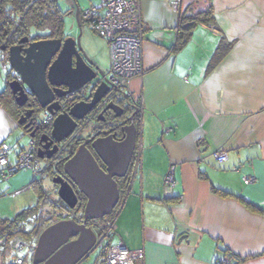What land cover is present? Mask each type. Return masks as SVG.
I'll use <instances>...</instances> for the list:
<instances>
[{"label":"crops","instance_id":"obj_1","mask_svg":"<svg viewBox=\"0 0 264 264\" xmlns=\"http://www.w3.org/2000/svg\"><path fill=\"white\" fill-rule=\"evenodd\" d=\"M73 2V11L93 5ZM140 8L134 31L143 37L145 70L129 88L130 100L143 102L142 164L121 194L117 230L130 249H144L138 264H217L225 251L236 264H264V0H182L188 18L211 10L210 21L202 15L189 30L166 0H141ZM223 42L230 48L211 66ZM18 128L29 135L0 101V153L7 145L11 161L26 148L14 149ZM217 150L225 160L215 159ZM171 166L175 187L165 185ZM249 174L257 180L247 185ZM30 179L0 184L17 190ZM98 260L99 251L79 264Z\"/></svg>","mask_w":264,"mask_h":264},{"label":"water","instance_id":"obj_2","mask_svg":"<svg viewBox=\"0 0 264 264\" xmlns=\"http://www.w3.org/2000/svg\"><path fill=\"white\" fill-rule=\"evenodd\" d=\"M79 13L80 8L76 6V18L81 27ZM29 40L24 36L10 47L2 45V49L8 50L10 68L20 76V79L9 81L8 86L18 106L28 104L31 107L28 103L31 95L41 109L55 116L51 134L41 135L38 149L39 158L51 159L60 143L82 130L78 128L79 121L96 107L104 106L97 119L100 124L107 122L105 113L110 109L117 118L124 110L113 100L108 103L103 100L109 92L111 97L118 96L117 92L112 90L107 73L92 61L88 62L90 59L82 48L80 35ZM94 79L98 83L89 100L63 106V97L80 91ZM35 113L33 108L25 110L18 123L28 128L31 121L27 123V120ZM134 115L110 129L98 128L96 124L90 136L78 139L81 143L75 150L70 147L72 155L63 166L69 180L58 174L54 175L53 182L59 185V197L70 209H76L80 202L78 192L86 197L83 220L63 218L45 227L39 235L32 264H79L94 250L97 234L88 222L110 214L120 203L122 188L117 178L127 177L137 145ZM30 136H35V131Z\"/></svg>","mask_w":264,"mask_h":264},{"label":"built area","instance_id":"obj_3","mask_svg":"<svg viewBox=\"0 0 264 264\" xmlns=\"http://www.w3.org/2000/svg\"><path fill=\"white\" fill-rule=\"evenodd\" d=\"M141 0H100L99 5H91L84 10V18L92 30L103 36L108 45L109 70L106 74L113 86V91L123 92L130 99L132 92L129 88L131 80L144 73L143 61V37L134 29L142 24ZM176 12H182V0H166ZM0 40V67L10 73V81L20 79V76L10 68L8 50L2 49ZM138 109H141L143 102L134 101ZM45 122H52L54 115L46 113ZM82 127V126H81ZM80 127V128H81ZM81 130V129H80ZM80 132V131H78ZM77 132L74 137L77 138ZM30 136V134H29ZM38 144L34 137L30 136L28 148L20 151L16 161L8 157L10 148L3 145L0 153V183L1 180H9L15 173L22 169H32L35 173L34 180L41 182L44 171L41 168L38 157ZM217 161L226 159L227 154L223 150L214 152ZM142 151L136 148L132 165L128 173V185L132 178L141 169ZM256 175L249 174L244 177L245 184L256 182ZM165 185L175 187L176 177L174 166H171L165 176ZM5 192L0 187V196ZM46 196H49L47 194ZM75 216V215H74ZM83 220V219H82ZM117 211L110 218L102 221L96 220L93 229L97 234L95 248L99 249V260L93 264H138L144 259L145 251L142 248L130 249L124 242L117 230ZM39 227V225H38ZM38 230L28 239L17 237L9 247V253L13 257L14 264H25L27 257L36 251L38 245ZM228 264L229 260L226 261Z\"/></svg>","mask_w":264,"mask_h":264},{"label":"trees","instance_id":"obj_4","mask_svg":"<svg viewBox=\"0 0 264 264\" xmlns=\"http://www.w3.org/2000/svg\"><path fill=\"white\" fill-rule=\"evenodd\" d=\"M182 13L180 27L186 24L185 30H187L188 28L190 29L193 23L201 19L200 17L202 15L204 18L203 21L207 22L211 20V10H208L204 13L200 12L196 16L191 18L182 15ZM63 26L64 15L59 8L57 0H2L0 2V40L5 46L10 47L14 45L24 35H31L35 39L56 38L64 33ZM33 29L35 30L33 31ZM185 30L181 34V39L185 37V39L182 40L181 43H184L188 36L187 33H184ZM179 45L180 47L182 46V44ZM229 48L230 43L223 42L218 48L211 66H213L214 63H217L225 55ZM9 81L10 73H8V75L6 76L7 89L0 93V101L13 114L15 119L19 120L20 115L23 112V108L16 104L14 95L8 86ZM38 107L40 108V105H38ZM40 110L42 109L40 108ZM30 121L31 123L29 124L28 128H25L23 125H21V127H23L25 132L28 134H31L33 131H35V136L33 137L35 139L36 137L38 138V140L36 139V141L39 146L41 135L43 133H48L49 131H51L52 122H41L40 127V125H37L38 123L36 122V117H30L29 122ZM38 133H40V135H38ZM79 138H82V136L78 135L77 138L73 139V141L75 140L77 142V145L81 143V141H78ZM77 147L78 146H75L74 148L76 149ZM48 168L49 167H47L46 169ZM128 178L129 176L122 179L117 178L121 188L123 186H126V184L128 185ZM41 182L34 180L31 184L38 192V203L35 206L29 207L20 212L14 219L0 218V237H6L8 239L5 245V247L8 248V252L9 246L15 238L24 237V239H28L34 232L37 231L38 225V230L39 232H41L51 223L63 218L66 219L73 217L79 222H81L83 219V211L87 199L81 192H78L80 196V202L77 208L70 209L61 198H58V200H52L51 195L42 187ZM221 193L225 195L224 192ZM47 194H49V196H46ZM47 203H50L54 207L64 208L65 210H67L68 216L58 218L57 220L56 218H46L44 216L43 210ZM116 208L112 211L113 213L115 212ZM34 214H36L37 217L39 216L38 221L33 229H28L27 220ZM225 253L226 254L224 255V257L220 259L217 264H228L226 262L227 260L230 261L229 264H236L240 261V258L236 254L228 251H225Z\"/></svg>","mask_w":264,"mask_h":264},{"label":"rangeland","instance_id":"obj_5","mask_svg":"<svg viewBox=\"0 0 264 264\" xmlns=\"http://www.w3.org/2000/svg\"><path fill=\"white\" fill-rule=\"evenodd\" d=\"M73 1L74 0H57L59 4V8L61 9L62 14L64 15V26H63L64 32L75 38L80 35L82 48L86 53V55L88 56V58L92 62H95L94 64L97 67L104 70L105 72H108L109 51H108L107 41L103 36L99 35L97 32H95L90 28V26L88 25L87 21L84 18V9H81L79 14L81 27L79 26L78 20L76 18V10L73 11V8H75ZM85 1L94 5L100 4V0H85ZM34 30L35 29H33V31ZM0 72H1L0 85L1 88L4 89L7 84L6 72L1 67H0ZM96 84H97L96 81H93L87 85L88 87H90L91 92L93 91ZM117 94L119 96L124 97L123 92L117 91ZM46 116H47L46 112L41 111L39 114V121L44 122ZM96 122H98L97 119L92 120L90 123L93 124ZM85 124L81 127L82 130L78 132L79 136H84L85 134H87L88 127ZM14 134L15 136H13L12 138L14 149L18 151L21 147L28 148V145L30 143L29 135H23V130L21 128H18ZM36 139L38 140L37 137ZM38 159L41 168L43 170L45 169L43 180L41 182L42 187L49 192L52 200H56L59 198V194H58V187L53 182L54 173H53L52 161H50L49 159H42V158H38ZM47 167L49 168L46 169ZM26 173H28V175H31V179H30L31 182V180L35 175L32 169L29 168L22 169L19 172L15 173L13 176L16 175L26 176ZM0 187L5 192V194L0 196V218L14 219L20 212L24 211L29 207H33L38 203V192L35 189V187L32 185L29 186L28 184H26L20 189L9 190V191L6 189V187L3 184H0ZM124 189H127V187L123 186L122 192L124 191ZM43 211H44V216L46 218H52V219L56 218L57 220L58 218L68 216L67 210L60 207H54L50 203H47ZM112 215L113 212L108 214L106 218H110ZM38 218L39 216L37 217L36 214L30 216V218L27 220V228L33 229L38 221ZM38 229L39 228H37V230ZM7 240L8 239L6 237H0V263L4 262L5 264H13L14 263L13 257L8 253V248L5 247ZM98 251H99L98 248L94 249L89 253L88 257L90 256V258L91 257L93 258L95 253ZM32 260H33V256L32 255L28 256L26 260V264H32Z\"/></svg>","mask_w":264,"mask_h":264},{"label":"flooded vegetation","instance_id":"obj_6","mask_svg":"<svg viewBox=\"0 0 264 264\" xmlns=\"http://www.w3.org/2000/svg\"><path fill=\"white\" fill-rule=\"evenodd\" d=\"M24 36H28L29 37V39H30L29 42H33V41H37V40H42V39H50V38H37V39H35L31 35H24ZM68 36H70V35H68V34H66L64 32L63 34L59 35L56 38H63V39H65ZM17 43H15V44H17ZM27 45H28V43H26L24 46L26 47ZM54 58L52 59V61L54 60ZM88 62L91 63V60L90 61L88 60ZM93 81H96V83H98L96 79H94ZM94 90H95V87H94ZM94 90L91 92L90 87H88L86 85L84 88L80 89V91L75 92L72 95H68L67 97H63L61 99V101L63 103V106L66 108V107L70 106V104H72L73 102H77L79 100H89V98L92 95V93L94 92ZM111 95H112V93L109 92L108 95L103 100L104 101H107V103L110 102L111 100H113L114 103L119 104L121 106V108L124 110L123 111V115L121 117L117 118V117H115L114 111L110 109L108 112L105 113L107 122L106 123H103V124H100V123L97 122L96 123V124H98L97 127L98 128L103 127V129H110L111 127L119 126L122 122L126 121V119L130 118L134 113H135V115H134V122L136 123L137 122L138 115H139V109H138L137 104H135L134 102H132L129 97L126 98L124 96V97H121L120 99H118L117 96L114 95V96L111 97ZM28 103H31L32 104L31 107H29L28 104L25 105L24 107H22L23 108L22 114L27 109H30V108L35 109V112L36 113H35V115H33V117H36V119H37L36 122L38 124L37 123L36 124L37 125H40L41 122L38 119V115H39V113L41 111H45V110L44 109L40 110V108L38 107L39 104L35 101L34 97L31 96V95H30V100H29ZM98 107H96L94 110H92V112L87 117H85V119L79 121L78 128H80L81 126H83L85 123H86L85 125L88 127L89 125H92L90 123L92 120L98 119V117H99L98 115L101 113V111H102V109H103L104 106H102L100 108H98ZM38 111H40V112H38ZM29 119L30 118H28L27 123H29ZM130 122L131 121L129 120L128 123H130ZM93 124H95V123H93ZM40 127H41V125H40ZM40 132H42V131H40ZM74 133H76V131ZM74 133H73V135L70 138H68L67 140H65L62 143H60L58 152L56 154H54V156L50 159L52 161L54 175L61 174L66 179H68V180H69V177L65 174V171L63 169V166H64V163H65L66 159L69 158L72 155L71 154V151H70V147H73V149L75 150L74 147L75 146H79V144L77 145V142L75 140L73 141V139H75V138H73L74 137ZM48 134H51V131H49ZM38 135H40V133H38ZM71 141H73L74 143L71 142ZM39 146H38V148H39ZM52 147H53V145H51L50 148H52ZM46 159H48V158H46ZM100 163H101V165L103 167H105V165L101 162V160H100ZM56 185L59 187L58 184H56ZM56 200H58V199H56ZM106 216H104L102 218H99V219L90 220L88 222V224L93 228V223H95L96 220L102 221V220L106 219ZM40 234H41V232H39V235ZM94 249H96V248H94ZM99 254H100V252H99Z\"/></svg>","mask_w":264,"mask_h":264}]
</instances>
